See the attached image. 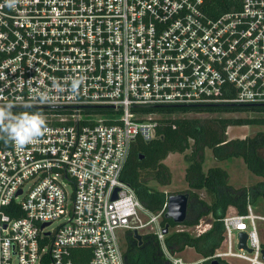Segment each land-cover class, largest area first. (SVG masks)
Wrapping results in <instances>:
<instances>
[{"label":"built area","instance_id":"built-area-1","mask_svg":"<svg viewBox=\"0 0 264 264\" xmlns=\"http://www.w3.org/2000/svg\"><path fill=\"white\" fill-rule=\"evenodd\" d=\"M204 1L0 0V106L66 111L44 115L35 144L0 147V264H73L75 247L90 248L88 264H125L119 230L154 236L166 264H264L249 199L191 263L166 246L167 201L149 212L120 180L131 143L154 138L146 110L264 105V0L215 18Z\"/></svg>","mask_w":264,"mask_h":264},{"label":"trees","instance_id":"trees-1","mask_svg":"<svg viewBox=\"0 0 264 264\" xmlns=\"http://www.w3.org/2000/svg\"><path fill=\"white\" fill-rule=\"evenodd\" d=\"M203 8L208 16L215 18L224 13L239 10L240 0H205ZM2 58L3 55L0 53V60ZM12 111L14 114L66 113L65 110L45 109H12ZM146 112L158 114L154 138L145 141L137 137L131 143L120 180L132 188L146 210L156 213L165 204L167 196L164 191L153 188L148 183L153 181L160 187L169 186L172 175L163 162L170 154H183L186 163L184 181L188 187L187 192L190 194L189 217L183 225L195 226L202 217L209 215L213 222L211 229L198 237H191L185 232H173L166 236L165 243L173 253H180L186 247H191L202 258L210 257L223 241L221 220L227 215L229 208L238 214H244L248 199L254 207L258 199L264 203V155L262 153L264 132L245 138L228 140L226 137V130L229 127L264 126V105L198 104L156 107ZM247 113L256 116L244 118L221 116V114ZM189 114H204L207 117H189ZM4 146H7V138L0 136V147ZM206 148L211 150L216 161L241 158L246 169L261 180L248 188L233 187L229 184V175L224 169L217 166L203 169ZM187 151L189 153L185 154ZM202 190L210 197V202L198 196L197 192ZM262 213L264 214V211ZM164 215L165 213L162 216V225L174 228L176 225ZM148 236L156 242L154 236ZM123 244L124 256L137 251L138 242L131 233L126 234ZM262 250L264 252V244ZM70 254L73 264H88L91 251L89 247H75L71 249ZM125 264H128L127 261Z\"/></svg>","mask_w":264,"mask_h":264},{"label":"rangeland","instance_id":"rangeland-1","mask_svg":"<svg viewBox=\"0 0 264 264\" xmlns=\"http://www.w3.org/2000/svg\"><path fill=\"white\" fill-rule=\"evenodd\" d=\"M221 116L231 117V118H234V117L244 118V117H251V116H256V115L247 113V114H221ZM189 117H207V115L189 114ZM258 132H264V126H233V127H229L226 130V137L228 140L235 139V138L252 137ZM188 153L189 151H187L185 154H188ZM262 153L264 155V150ZM163 163L169 168L171 172V175H172L171 184L166 187H160L155 182L150 181L148 185L158 190L164 191L167 197L172 194L186 193L188 190V187L184 181V173H185V168H186V163L184 161V155L183 154H170L164 160ZM214 166L224 169L229 175V180H228L229 184H231L233 187H236V188H241V187L248 188L251 185L261 180L259 177H256L255 175L251 174L246 169L241 158H232V159H227L224 161H216L213 158L211 150L206 148L203 169L207 170V168L214 167ZM197 194L201 199L207 202H210V197L205 193V191L203 190L198 191ZM254 208L255 210H257V212L262 213L264 211L263 201L261 199H258ZM233 212L234 210L229 208L227 214H231ZM212 222H213V219L210 215L205 216V217H202L199 220L198 224L195 226H185L181 224V225H176L174 228H169L168 234L166 236H168L169 234L173 232H185L189 234L191 237H198L208 232L211 229ZM118 236L120 240L124 243L125 235L123 231L119 230ZM123 247L125 248L124 244H123ZM178 254H179V257L185 262L195 263L202 259L201 255L198 254L191 247H186L182 252ZM229 262L230 264H246L242 260H238V259H232Z\"/></svg>","mask_w":264,"mask_h":264},{"label":"clouds","instance_id":"clouds-1","mask_svg":"<svg viewBox=\"0 0 264 264\" xmlns=\"http://www.w3.org/2000/svg\"><path fill=\"white\" fill-rule=\"evenodd\" d=\"M18 0H7L14 7ZM11 104L0 106V136L6 137L17 149L35 144L48 131L42 113L22 112L14 114Z\"/></svg>","mask_w":264,"mask_h":264},{"label":"water","instance_id":"water-1","mask_svg":"<svg viewBox=\"0 0 264 264\" xmlns=\"http://www.w3.org/2000/svg\"><path fill=\"white\" fill-rule=\"evenodd\" d=\"M160 107H166V106H160ZM167 203H166V212L164 217L166 219L171 220L175 225H181L184 224L188 217H189V204H190V194L188 192L186 193H178V194H172L167 197ZM47 224L42 225V227L46 226ZM169 225H166L162 231L164 235L168 234ZM241 242L239 247L245 249V240L246 235L241 233L239 234ZM133 238L137 241H141V235L137 232H133ZM262 256L264 259V252H262ZM208 264H224L220 263L217 260H213Z\"/></svg>","mask_w":264,"mask_h":264},{"label":"flooded vegetation","instance_id":"flooded-vegetation-1","mask_svg":"<svg viewBox=\"0 0 264 264\" xmlns=\"http://www.w3.org/2000/svg\"><path fill=\"white\" fill-rule=\"evenodd\" d=\"M137 251L125 254L124 260L128 264H164L165 260L159 249L158 243L148 235H142L138 242ZM149 261V262H148Z\"/></svg>","mask_w":264,"mask_h":264}]
</instances>
